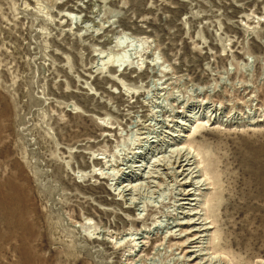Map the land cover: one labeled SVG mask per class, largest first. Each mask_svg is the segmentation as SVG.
Wrapping results in <instances>:
<instances>
[{
  "label": "rangeland",
  "instance_id": "obj_1",
  "mask_svg": "<svg viewBox=\"0 0 264 264\" xmlns=\"http://www.w3.org/2000/svg\"><path fill=\"white\" fill-rule=\"evenodd\" d=\"M3 198L0 264H264V0H0Z\"/></svg>",
  "mask_w": 264,
  "mask_h": 264
},
{
  "label": "bare ground",
  "instance_id": "obj_2",
  "mask_svg": "<svg viewBox=\"0 0 264 264\" xmlns=\"http://www.w3.org/2000/svg\"><path fill=\"white\" fill-rule=\"evenodd\" d=\"M123 40H124V38H120V39H117V40H115V41H113V42H111V44H110V46H111V53H109L106 57H107V59L106 60H108L109 62H112L113 63V67L114 68H123L124 67V65L126 64V63H133L134 62V56L136 55V53H133V51L132 50H134V49H130L131 48V46L128 44V46H127V48L124 50V51H122V54H115V53H113V51L114 50H116V49H121L120 48V44L121 45H123V44H125L124 42H123ZM119 51V50H118ZM105 57V58H106ZM136 58V57H135ZM140 63V62H139ZM110 64V63H109ZM169 156V155H168ZM99 160H101V159H99ZM188 163H190L188 160H186ZM188 166H190V165H188L186 162H179L178 163V168L181 170V173H182V176H186V173H188V172H190L189 170H190V168H188ZM192 169V168H191ZM194 173V172H193ZM185 179V178H184ZM189 179V178H188ZM187 179V180H188ZM183 181V186L184 187H188V182L187 181H185L184 182V180H182ZM122 188V187H121ZM129 189V188H128ZM128 189H127V187H123V192H127L128 191ZM132 191V190H131ZM181 192V191H180ZM185 196V198L183 199V206L185 207V206H191L192 207V204L190 203V202H192L193 200L190 198L191 197V194H190V192L188 191V192H186V194L184 195ZM131 201V200H130ZM1 204H3V206H5V209H4V211L6 212V215H7V219H6V223L8 224V227L10 228V230H11V233H12V235L16 238L17 236L15 235V230H16V228H17V226L18 225H20L21 224V222L20 221H18V220H16L15 218H14V210H7V208L9 207V205H10V200L8 199V198H3V199H1V202H0ZM181 205H182V203H180ZM182 206V207H183ZM184 207H183V209H184ZM191 211V210H190ZM194 212V211H193ZM181 213V212H180ZM190 214V213H189ZM207 214V213H206ZM1 216H3V215H1ZM5 217V216H4ZM192 217V216H191ZM3 218V217H2ZM189 218V217H188ZM193 221H195V220H193ZM201 222V221H200ZM134 224V223H133ZM187 224H193L192 223V220H190ZM197 230H198V228H197ZM18 231V230H17ZM205 231V230H204ZM195 232H198V231H195ZM22 234V233H21ZM139 235V234H138ZM103 238H99L98 240H101V241H107L108 239H106V237L105 236H102ZM11 238V237H10ZM14 239V238H13ZM12 240V239H11ZM16 241V240H15ZM100 241V242H101ZM12 242V241H11ZM10 242V243H11ZM9 244V243H8ZM16 246V245H15ZM12 247H13V244H12ZM16 249V248H15ZM192 252H195V251H192ZM191 252V253H192ZM202 252V251H201ZM197 254H195L194 253V255L193 256H196ZM202 255V254H201ZM192 256V257H193ZM195 258V257H194ZM193 260V259H192ZM197 260V259H196Z\"/></svg>",
  "mask_w": 264,
  "mask_h": 264
}]
</instances>
